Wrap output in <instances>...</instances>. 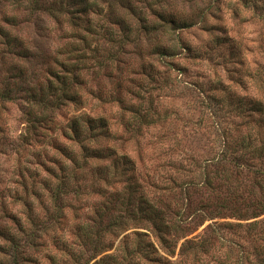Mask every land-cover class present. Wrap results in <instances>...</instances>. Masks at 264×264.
I'll use <instances>...</instances> for the list:
<instances>
[{"label": "rangeland", "instance_id": "1", "mask_svg": "<svg viewBox=\"0 0 264 264\" xmlns=\"http://www.w3.org/2000/svg\"><path fill=\"white\" fill-rule=\"evenodd\" d=\"M113 1L117 15L125 16L132 29L131 44L119 55V62L96 76L92 69L84 74V85L79 89L81 103L62 100L50 114L49 123L38 121L33 125L28 116L32 107L25 93H19L14 101L0 100V234L5 232L6 236L18 237L15 246L0 235V264H110L105 256L115 251L125 235L133 232L150 236L157 248L154 256L163 264H216L221 259L217 254L219 250L223 252L222 257H230L232 264L236 258L243 263L245 253L252 252L255 244L254 233H246L245 226L255 219L206 221L194 234L179 240L175 255L161 248L145 227L133 228L121 235L110 252L98 254L96 248H82L77 239V226L91 215L93 206L100 201L99 195L90 192L89 179L82 183V194L73 193L66 200V220L52 226L47 233L34 229L23 234L13 220L17 216L24 221L26 208L23 203L26 193L32 189L38 193L34 196L27 193L28 200L39 211L42 208L41 202L46 195L41 182L50 178L49 172H58L59 165L65 161L58 147L76 149V145L63 135L74 115L106 117L113 135L101 138L92 146H112L120 154H129L136 162L138 180L144 189L153 198L161 196L171 208H179L185 199L171 192L175 181L199 184L203 161L226 150L219 136H215V123L226 128L230 127L227 121L242 122L234 117L233 106L205 100L207 94H213L221 81L235 95L264 104V0H131L141 16L135 18L118 1ZM149 8H154L157 14H174L179 22L187 24L183 30L167 29L160 35L164 45L172 44V39L179 41L180 49L175 56L154 55L159 39L154 32L146 31L143 24L162 20L150 17ZM107 9L108 4H105V13ZM4 13H16L21 21L27 18L14 11L11 4L3 2L0 3V18ZM107 28L119 31L115 25H107ZM23 32L30 38L28 46L36 54L35 58L21 59L0 38V80L11 78L12 86L19 84L17 90L53 83V74L62 75L61 63L75 62L73 58L78 55L69 56L66 47L74 40L68 38L71 33L61 32L48 16L34 17L29 25L22 26ZM217 42L226 45L218 46ZM231 44L234 49H230ZM86 52V57L93 56L89 50ZM115 53L111 44H105V52L101 51L100 56L105 54L107 58ZM86 66L95 67L93 61ZM18 68L25 72L23 79H15ZM136 111L147 116L146 120L139 122ZM259 116L256 120H264ZM244 128L257 130L254 122H245ZM237 150L236 144L227 149L229 153ZM217 169L210 167L208 171L214 178V186L221 187L220 193L228 187L250 201L247 190L251 181L241 184L233 178L227 184L222 176H215ZM197 198L194 195V200ZM46 205L51 208L49 203ZM214 222L242 225L226 230L223 247H211L208 256L199 254L189 259L179 255L187 239L199 236L201 240L198 238L197 242L211 235L206 228ZM140 264L157 263L142 260Z\"/></svg>", "mask_w": 264, "mask_h": 264}, {"label": "trees", "instance_id": "2", "mask_svg": "<svg viewBox=\"0 0 264 264\" xmlns=\"http://www.w3.org/2000/svg\"><path fill=\"white\" fill-rule=\"evenodd\" d=\"M116 1L133 18L141 17L131 4V0ZM3 2L11 4L14 11L27 16L23 21L16 13L12 15L4 13L0 18V38L15 55L24 60L36 57L28 46L30 38L22 33V26L29 25L30 20L39 14L54 20L61 32L71 33L68 38L74 40L66 44L67 54L78 55L73 58L74 63H61L62 75L53 74L55 78L53 83L17 90L19 84L12 86L11 78L0 80V85L4 86L0 88V100L14 101L18 99L19 93H25L32 107L28 116L33 125L38 121L41 124L49 123L50 114L62 100L81 103L82 94L79 89L84 85V74L92 69L96 76L111 64L119 62V55L124 54L125 48L131 44L132 29L125 16L117 15L113 0H0V3ZM105 4H108L106 13ZM153 9L149 8L150 17L159 18L162 22L156 24L145 22L143 28L154 32L159 39L154 48V55L175 56L180 49L179 41L172 39V44L164 45L160 35L167 29L177 31L188 26L179 22L174 14H157ZM1 23L9 28L2 26ZM107 25L117 26L118 33L107 28ZM105 44L114 47L116 53L113 56L107 58L105 54L100 56L101 51L105 52ZM217 45L222 46L226 43L217 42ZM229 47L234 49L232 44ZM86 50L93 55L91 58L85 56ZM90 61H93L95 67L86 66ZM16 70L15 79H23L24 70L22 68ZM205 100L223 102L228 107L233 106L234 117L241 119L242 122L237 124L235 120L227 121L230 127L226 128L215 123L213 126L214 130L216 129L215 136H219L226 150H221L217 157L206 158L203 161L204 167L199 184L175 181L176 186L171 192L185 199L181 207L171 208L161 196L153 198L144 189L138 180L136 162L129 154H120L112 146H92L98 144L101 138H111L113 135L106 117L78 114L71 118L63 134L76 145V149L58 147L65 161L59 165L58 172H49L50 178L41 182L46 195L41 202V214L28 200L27 193L32 196L38 193L32 189L25 195L24 221L17 216L13 218L18 230L27 234L37 229L45 234L55 224L65 221L67 218L65 210L68 207L66 200L73 193L82 194V183L89 179L90 192L99 195L100 201L93 206L91 215L86 216L82 224L77 226V239L82 248H96L98 254L110 252L121 235L133 228L145 227L151 231L155 242L161 248L175 255L179 240L194 234L206 221L226 218H237L241 221L255 219L256 221L245 226L246 233L248 231L254 233L255 244L252 252L245 253L243 263L236 258L235 264H264V218L260 219L264 216V136H262L264 120L258 121L255 118L259 115L264 118V104L260 100H249L247 97L235 95L221 81L213 94H207ZM129 110L134 112L132 108ZM135 114L139 122L147 118L137 111ZM244 121L254 122L257 130L253 132L252 129L244 128ZM234 144L238 150L229 153L227 149ZM210 167H218L215 176H222L227 184H230L233 178H237L241 184L246 180L251 181V186L247 190L250 201H246L241 194L236 195V192L229 190L228 187L223 194L220 193L221 187L214 186V178L208 171ZM194 195L198 197L196 200ZM46 203H49L51 208ZM188 220L190 223H187ZM241 225L214 222L206 228L210 230L211 235L197 242L195 240L198 238L201 240L199 236L187 239L182 243L179 255H185L189 259L198 257L199 254L208 256L211 247L216 245L223 247V233L226 230L240 228ZM0 235L11 245L18 244L16 235L6 236L5 232H1ZM149 238L146 233L127 234L121 239L115 251L105 256V260L110 264H140L142 260L163 264L161 259L155 258L157 248ZM217 254L221 259L216 264H232L229 262L230 257H222V251L219 250Z\"/></svg>", "mask_w": 264, "mask_h": 264}]
</instances>
